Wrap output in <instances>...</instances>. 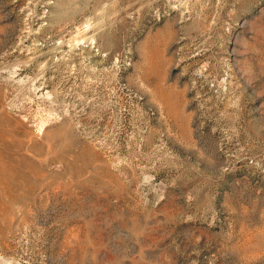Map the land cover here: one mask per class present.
<instances>
[{
	"label": "rangeland",
	"instance_id": "374dc122",
	"mask_svg": "<svg viewBox=\"0 0 264 264\" xmlns=\"http://www.w3.org/2000/svg\"><path fill=\"white\" fill-rule=\"evenodd\" d=\"M0 264H264V0H0Z\"/></svg>",
	"mask_w": 264,
	"mask_h": 264
}]
</instances>
